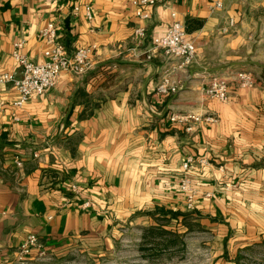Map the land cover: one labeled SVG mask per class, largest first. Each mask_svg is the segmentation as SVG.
<instances>
[{
  "label": "crops",
  "instance_id": "1",
  "mask_svg": "<svg viewBox=\"0 0 264 264\" xmlns=\"http://www.w3.org/2000/svg\"><path fill=\"white\" fill-rule=\"evenodd\" d=\"M215 1L160 0L139 19L133 0H0V73L18 72V43L31 61L44 59L38 33L48 22L68 53L90 47L92 63L22 105L0 84V264L30 233L56 254L140 236L169 210L192 212L195 224L188 230L178 216L166 227L185 233V244L189 235L214 244L220 258L264 244V0H221L212 11ZM172 12L196 58L175 69L181 88L159 96L165 58L147 55ZM237 72L255 85L232 84L227 102L201 95L210 74ZM171 113L201 120L186 131ZM183 176L195 189L192 208Z\"/></svg>",
  "mask_w": 264,
  "mask_h": 264
},
{
  "label": "built area",
  "instance_id": "2",
  "mask_svg": "<svg viewBox=\"0 0 264 264\" xmlns=\"http://www.w3.org/2000/svg\"><path fill=\"white\" fill-rule=\"evenodd\" d=\"M160 0H133L136 7L135 15L139 19L148 18L147 8L155 6ZM222 7V1L216 0L211 10ZM77 10V9H76ZM90 18V14H87ZM172 21L166 32L161 36L152 39L147 57L160 52L165 58V66L159 74L155 86V93L159 96H167L177 92L181 83L175 76V69H183L195 60L196 51L194 40L188 38L185 25L176 19L175 13H171ZM39 38L45 44L43 50L44 59L40 62H33L21 52V44L15 45L13 56L17 61L18 72L0 73V84H11L18 93V100L15 105H22L32 95H41L47 89L53 87L60 73L67 72L82 75L92 68L90 61V47H79L68 53L58 38V29L53 22L46 23L39 30ZM145 36V28L138 25L134 29L136 41H141ZM255 78L250 72H237L231 74L213 73L200 88L204 98L216 99L227 102L231 85L239 88H250L255 85ZM207 119H210L208 117ZM169 120L185 125V130L190 131L201 118L193 113H171ZM192 157H187L182 164L183 171L191 168ZM15 164L20 166V160L15 159ZM180 189L187 196V205L192 208L195 189L192 182L183 176L179 184ZM88 202L85 203V206ZM32 251L44 253L45 249L36 234L30 233L17 248L14 257L23 259Z\"/></svg>",
  "mask_w": 264,
  "mask_h": 264
},
{
  "label": "rangeland",
  "instance_id": "3",
  "mask_svg": "<svg viewBox=\"0 0 264 264\" xmlns=\"http://www.w3.org/2000/svg\"><path fill=\"white\" fill-rule=\"evenodd\" d=\"M139 237L132 232L123 241L116 239L93 247L76 245L56 254L46 249L44 253L32 251L23 259L14 257L1 264H264V245L253 248L250 257L242 253L245 257L236 263V257L214 255V244L203 243L204 239L194 235L187 237L185 249L176 255L146 258L139 250Z\"/></svg>",
  "mask_w": 264,
  "mask_h": 264
},
{
  "label": "trees",
  "instance_id": "4",
  "mask_svg": "<svg viewBox=\"0 0 264 264\" xmlns=\"http://www.w3.org/2000/svg\"><path fill=\"white\" fill-rule=\"evenodd\" d=\"M189 22L195 23L194 28H199L202 23L201 20L194 19L189 20ZM187 30L189 31L191 29L187 28ZM164 214L169 216L157 218L155 220V224L142 228V232L139 237V250L146 258L154 259L163 255L171 257V255H176L178 252L185 249V233L179 232L178 228H168L166 226L168 225L170 219H177L178 216H181V220H179V222L189 230L192 225L195 224V222L193 223L190 220L192 212L169 210ZM251 250L252 248L243 249V251L236 255L235 262L239 263V259L245 257V253H247L248 257H250Z\"/></svg>",
  "mask_w": 264,
  "mask_h": 264
},
{
  "label": "water",
  "instance_id": "5",
  "mask_svg": "<svg viewBox=\"0 0 264 264\" xmlns=\"http://www.w3.org/2000/svg\"><path fill=\"white\" fill-rule=\"evenodd\" d=\"M67 23H68V19H66V20L64 21L65 26H67Z\"/></svg>",
  "mask_w": 264,
  "mask_h": 264
}]
</instances>
